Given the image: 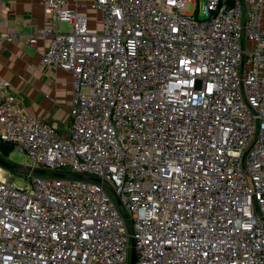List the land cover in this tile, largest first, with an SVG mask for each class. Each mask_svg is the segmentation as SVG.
Listing matches in <instances>:
<instances>
[{
  "label": "built area",
  "instance_id": "2783aa9c",
  "mask_svg": "<svg viewBox=\"0 0 264 264\" xmlns=\"http://www.w3.org/2000/svg\"><path fill=\"white\" fill-rule=\"evenodd\" d=\"M38 4L70 125L0 79V144L55 174L0 166V264H127L129 238L135 264H264V0Z\"/></svg>",
  "mask_w": 264,
  "mask_h": 264
},
{
  "label": "crops",
  "instance_id": "0c3cea01",
  "mask_svg": "<svg viewBox=\"0 0 264 264\" xmlns=\"http://www.w3.org/2000/svg\"><path fill=\"white\" fill-rule=\"evenodd\" d=\"M43 26L38 0H0V79L9 83L15 106L43 118L64 136L70 125L71 78L40 64L48 43L41 37ZM32 37L37 40L30 47Z\"/></svg>",
  "mask_w": 264,
  "mask_h": 264
},
{
  "label": "rangeland",
  "instance_id": "374dc122",
  "mask_svg": "<svg viewBox=\"0 0 264 264\" xmlns=\"http://www.w3.org/2000/svg\"><path fill=\"white\" fill-rule=\"evenodd\" d=\"M192 8L191 4H187L185 7L186 12H189ZM58 28L60 31L66 32L69 30V26L61 23L58 25ZM5 150L0 147V161H4L12 167L16 168H30L31 167V162L29 159L26 157V155L15 148H13L9 152H4ZM11 172V178H14L15 184L18 187H24L27 185L29 182L26 180V178L31 174V172H26V171H20V172H15V171H10ZM104 191L105 193L108 194V196L115 201V196L112 192V190L108 186H104ZM126 214L129 215V213L126 211ZM132 250V244H131V239L129 238L128 242V248H127V264H129V259H130V254Z\"/></svg>",
  "mask_w": 264,
  "mask_h": 264
},
{
  "label": "water",
  "instance_id": "95a60500",
  "mask_svg": "<svg viewBox=\"0 0 264 264\" xmlns=\"http://www.w3.org/2000/svg\"><path fill=\"white\" fill-rule=\"evenodd\" d=\"M199 19H204L205 18V15H202V16H199L198 17ZM0 166L2 168H4L5 170H8V171H15V172H20V171H26V172H31V173H35V174H41V175H55V174H52V173H48L44 170H38V169H31V168H16V167H12L10 166V164L4 162V161H0ZM77 178H86V179H90L92 181H96V182H100L99 179H95V178H91V177H87V176H83V175H78V176H75ZM117 205L122 213V216L123 218L125 219V222H126V226H127V229H128V232L129 234H131V226H130V223L127 219V216L125 215L121 205H120V202L117 200ZM132 247H133V242H132ZM129 264H135V254H134V250L132 248L131 250V254H130V259H129Z\"/></svg>",
  "mask_w": 264,
  "mask_h": 264
},
{
  "label": "trees",
  "instance_id": "16d2710c",
  "mask_svg": "<svg viewBox=\"0 0 264 264\" xmlns=\"http://www.w3.org/2000/svg\"><path fill=\"white\" fill-rule=\"evenodd\" d=\"M0 147L5 150L4 152H9L12 150V148L10 146H7V145L0 144Z\"/></svg>",
  "mask_w": 264,
  "mask_h": 264
}]
</instances>
